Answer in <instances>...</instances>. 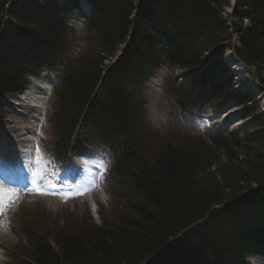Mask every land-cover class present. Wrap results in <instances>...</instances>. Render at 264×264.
Instances as JSON below:
<instances>
[{
  "label": "trees",
  "instance_id": "1",
  "mask_svg": "<svg viewBox=\"0 0 264 264\" xmlns=\"http://www.w3.org/2000/svg\"><path fill=\"white\" fill-rule=\"evenodd\" d=\"M7 1L0 0V24ZM133 1L109 0L89 21L91 31L98 37L97 45L88 56L69 66L70 72L55 93L53 117L59 139L54 148L58 154H66L80 127L81 138L95 139L112 150L117 168L132 182L136 200L129 201L127 211L111 229L58 235L56 249L43 238L36 240L29 264H142L163 250L170 238L193 225L169 245L165 258L186 264L199 260L243 264L248 253L243 240L252 235L264 236V199L252 190L253 184H264V169L259 170L264 157L253 158L260 163L255 165L258 178L249 175L253 167L248 164V155L243 157V153L233 151L240 146H224L215 132L209 133L213 146L182 139L176 144L159 146L161 149L153 142L149 146L138 91L143 83L140 79L161 61L191 70L200 68V52L217 49L227 36L221 20L222 2L185 0V5L178 3L174 9L167 0H159L154 7L169 14L173 23L168 26L179 34L162 41L148 25L137 30V43L130 45L122 59L108 69L99 96L93 98L104 60L118 49L116 42L121 43L131 27ZM248 16L253 27L241 41L246 51L241 46L236 53L244 62L264 68V10L249 11ZM209 19L213 26L209 27ZM60 30V24L44 25L35 35L58 42ZM214 31L219 33L217 38L212 36ZM47 63L56 61L48 59ZM39 64L26 65L22 71L20 62L9 61L0 53V94L22 91L25 75L33 74ZM223 82L224 77L211 80V97L215 102L222 100L217 90ZM228 90L229 87L224 88V92ZM177 100L178 106L186 105L187 110L198 106L195 101L181 97ZM148 151L154 152L153 160L144 158ZM223 204L225 207L214 210ZM208 214L205 223H198Z\"/></svg>",
  "mask_w": 264,
  "mask_h": 264
},
{
  "label": "rangeland",
  "instance_id": "2",
  "mask_svg": "<svg viewBox=\"0 0 264 264\" xmlns=\"http://www.w3.org/2000/svg\"><path fill=\"white\" fill-rule=\"evenodd\" d=\"M229 1L230 5L227 7L228 9H224V13L222 14L223 20L226 21L227 30H225L228 33L230 32L231 20H234V18L229 15V13L231 12V9L229 7H231L232 0H228V2ZM236 14L239 15L240 11H237ZM207 21L209 27L213 26L212 20L209 19ZM218 35L219 33H216L214 31V34L212 36H215L217 38ZM81 36L82 32L79 28L74 38L76 40H79ZM223 42L228 45H231L232 43L231 41ZM77 45H79V43H77ZM207 45L208 43L206 41L204 44V48L207 47ZM214 48L215 47H213L211 51ZM211 51H207V49H205L203 52H200L198 61H201L204 64L206 59L210 58L209 53H211ZM221 58V55L212 56L207 64L208 68H211V62H216L218 65L221 61ZM246 73L250 77V81L256 84V81H258L256 80L257 75H254V72L252 70L249 71L247 69ZM159 75L162 80L165 81L166 79V82L168 78H171L172 80L175 79L174 75L169 72L168 68H164L159 73ZM55 77L56 75H51V79L53 81L55 80ZM261 82L262 81H258L256 85V88H258L256 93H236L233 98H230L229 103L233 104L235 100L238 99H243L245 101L247 99L253 100L254 98H257L259 94H261V97L257 103V107L261 106L264 109V96H262V92H264V85ZM146 97L148 102L147 108L150 122L156 130L161 129L162 126L160 124V121L162 114L166 113L172 106V101L169 98L168 91L164 92L162 87H148L146 89ZM46 101V105L48 106L49 104L48 107L50 108L49 100L47 99ZM222 109L223 107H220L219 109L213 112L212 110L207 109L209 110V117L214 114V117H212L213 121L217 122L220 126L221 123H219V120L221 119V113L224 112ZM235 110L236 109L232 111ZM50 112L51 110H49L48 114V109H46L45 112L42 113V115L39 114L38 116H36V113L39 112L35 108L29 107L27 105L23 108L15 106L14 108H12V111H9L6 118H3V121L0 122L2 131L4 132L3 134H1L2 139H0V142H2L3 147L5 145L7 148L14 150V145L16 144L19 146H23L22 148L24 149H27L28 152L32 154V157L28 158L25 162V168L29 167L31 171H34L35 175L39 173L42 167L45 166L43 165V163H41L42 153L44 152L45 159H47L46 150L48 149L49 151H51V148H48L47 145L52 144L54 142V133L53 130L50 129L49 123ZM231 112H227L223 118H227L226 120H228V117H231V119L228 121H232V123H234V120H236L237 118L235 116V113L237 111L232 113ZM40 116L42 119L41 122H38V119L36 117ZM41 123L43 124V127L39 126ZM35 127L38 129V132L41 130L38 134V136H40V153L34 151L35 149L37 150L38 144L35 145V143L32 141L33 138L31 141H25V143H22V141H20V139L22 138L25 139L31 136L30 132H27L29 135H24V137H22V131L26 132V130H32V128ZM42 139L44 140V146L46 149L42 148ZM169 141V138L163 135L160 136L159 141H153V146L159 148V146L165 144H176L175 142L167 143ZM11 150L7 152V154L3 152L4 155L3 158L0 159V161L5 160L8 162V160H10L11 158L18 157L17 154L11 153ZM240 151L241 153L245 152L243 150ZM246 153H248V164H252L251 166L253 167L252 169L250 168L251 170L249 169V172L251 171L249 175L252 176L253 174H255L256 177L259 178V176L257 175L258 173L256 172L255 165L260 163L254 162L253 157H264V148L260 147L257 150H247ZM238 154L240 155L239 152ZM154 155V152L148 151L144 158L153 160L152 156ZM219 157L220 154L217 155V158ZM45 159L43 155L44 164L46 163ZM261 163L264 162L262 161ZM59 165L60 163L57 162H48L45 167L46 169H49L52 175H56L54 170H56ZM261 167L263 168L259 169L260 172L262 169H264V165L262 166L261 164ZM41 172L39 173V176L42 175ZM227 174L228 173H225L226 176ZM261 175H264V171ZM106 182L107 183L105 189L99 191L98 193H94L95 195L93 196L99 205L97 214L93 211V208L88 209L86 201H89L87 200V198H85V194L72 195L66 197L61 196L59 198L54 197L51 194L38 195L33 192L31 196L27 195L25 199L18 200L14 208L8 211L5 217H2V220H4V224L2 222V226L0 228V249L3 254V258L1 259L0 264H25L26 262H24L25 260L23 259V254L27 256L30 255L33 257L31 249L32 244L30 241H28V234H34L35 236L41 234L51 240V242L55 243L56 240L54 239L57 238L58 235L62 236L63 234H73V232L78 234L91 233L96 232V229L104 230L100 228L105 227L106 229H111L113 225L118 222V219L123 216V214L127 211V207L129 204L128 201L131 197H134L135 194L133 193L134 189L130 181L120 183V181H118L117 179L113 180L112 177H110L107 179ZM118 190L120 193H118Z\"/></svg>",
  "mask_w": 264,
  "mask_h": 264
},
{
  "label": "snow or ice",
  "instance_id": "3",
  "mask_svg": "<svg viewBox=\"0 0 264 264\" xmlns=\"http://www.w3.org/2000/svg\"><path fill=\"white\" fill-rule=\"evenodd\" d=\"M2 148L3 145L2 142H0V159H2L4 155ZM37 152H39V145H37ZM36 175L39 176V173H37ZM8 179L9 177H6L5 179H0V214L3 213L4 208L8 207L13 203L18 202L20 198V193L17 192L14 188L5 187V183H7ZM42 179L43 177H40L39 180H33V192L38 195H48L49 193L39 186Z\"/></svg>",
  "mask_w": 264,
  "mask_h": 264
},
{
  "label": "bare ground",
  "instance_id": "4",
  "mask_svg": "<svg viewBox=\"0 0 264 264\" xmlns=\"http://www.w3.org/2000/svg\"><path fill=\"white\" fill-rule=\"evenodd\" d=\"M178 3L181 5H185V0H179ZM157 12H158V19L161 20L163 23H167V22L173 23L172 22L173 20L170 18L169 14L167 12H164L161 8H159ZM235 30L237 31V36H240V35L242 36L243 29L241 28V26L236 24ZM253 41H255V40L253 39ZM136 43H137V40L132 38V40L130 41L131 46H134ZM242 47H243V50L246 51V49H245L246 47L244 45H242ZM31 51H28V49L23 50V52L28 57H32V55H34V51L33 50H31ZM47 82L48 81L46 80V78H40V79L33 80V83L35 84L34 89L35 88H41L42 89V87L45 86V83H47ZM28 95L31 98V103L32 104L34 103L33 105L39 103L37 98L32 96L33 95L32 93H29Z\"/></svg>",
  "mask_w": 264,
  "mask_h": 264
}]
</instances>
